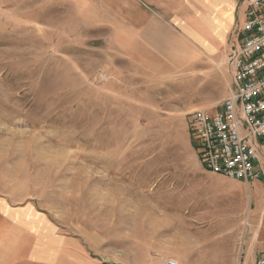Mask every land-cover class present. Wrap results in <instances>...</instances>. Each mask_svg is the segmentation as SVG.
I'll return each instance as SVG.
<instances>
[{"label":"rangeland","instance_id":"obj_1","mask_svg":"<svg viewBox=\"0 0 264 264\" xmlns=\"http://www.w3.org/2000/svg\"><path fill=\"white\" fill-rule=\"evenodd\" d=\"M51 4L0 0V264L177 262L240 203L246 230L264 177H213L193 121L228 95L234 34L207 70L170 72L112 18Z\"/></svg>","mask_w":264,"mask_h":264},{"label":"crops","instance_id":"obj_2","mask_svg":"<svg viewBox=\"0 0 264 264\" xmlns=\"http://www.w3.org/2000/svg\"><path fill=\"white\" fill-rule=\"evenodd\" d=\"M54 7L60 0H47ZM72 2L77 8L97 10L94 16L112 18L113 24L133 34V49L160 60L168 71L207 70L223 58V50L246 9V0H62ZM239 3V4H238ZM239 17V16H238ZM122 30V29H121ZM117 31V30H115ZM147 64H151L147 62ZM177 73V74H178ZM211 173V172H210ZM212 174V173H211ZM213 177L220 175L212 174ZM222 177V176H221ZM224 178V177H222ZM238 182V181H237ZM249 185V184H247ZM257 187H259L257 185ZM256 197L252 221L245 230V204L238 207L240 215L234 220L214 221L224 240H219L214 250L207 253L200 245L192 258L177 254L178 264H256L264 257V200L259 189L252 191ZM217 207L211 204L204 215L211 216ZM210 218V217H209ZM245 230V232H244ZM202 239H199V244ZM222 241V242H220ZM102 261L101 259H99Z\"/></svg>","mask_w":264,"mask_h":264},{"label":"built area","instance_id":"obj_3","mask_svg":"<svg viewBox=\"0 0 264 264\" xmlns=\"http://www.w3.org/2000/svg\"><path fill=\"white\" fill-rule=\"evenodd\" d=\"M227 65L232 82L226 98L215 109L193 114L200 155L212 174L246 183L262 180L264 0H246ZM256 264H264V257Z\"/></svg>","mask_w":264,"mask_h":264},{"label":"bare ground","instance_id":"obj_4","mask_svg":"<svg viewBox=\"0 0 264 264\" xmlns=\"http://www.w3.org/2000/svg\"><path fill=\"white\" fill-rule=\"evenodd\" d=\"M182 237V236H181ZM180 240V239H179ZM184 240V239H183Z\"/></svg>","mask_w":264,"mask_h":264}]
</instances>
